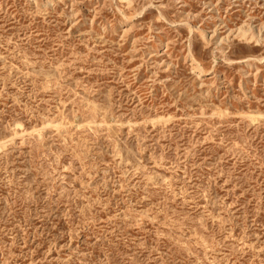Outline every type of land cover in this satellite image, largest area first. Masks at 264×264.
Instances as JSON below:
<instances>
[{
	"label": "rangeland",
	"instance_id": "rangeland-1",
	"mask_svg": "<svg viewBox=\"0 0 264 264\" xmlns=\"http://www.w3.org/2000/svg\"><path fill=\"white\" fill-rule=\"evenodd\" d=\"M46 1L0 0V264H264V0Z\"/></svg>",
	"mask_w": 264,
	"mask_h": 264
},
{
	"label": "bare ground",
	"instance_id": "bare-ground-1",
	"mask_svg": "<svg viewBox=\"0 0 264 264\" xmlns=\"http://www.w3.org/2000/svg\"><path fill=\"white\" fill-rule=\"evenodd\" d=\"M52 0H47L45 4H50ZM153 7V6H152ZM140 13V12H139ZM183 24V23H182ZM238 32V35L240 36H246L249 32L248 28L244 27V26H241L238 28L237 30ZM224 38H222L223 40ZM149 48V47H148ZM192 64H193V69L194 71L196 72V74L198 76H202V75H205V74H209V72L202 66L200 65L194 57H192ZM61 125V124H60ZM44 127V126H43ZM20 129V128H19Z\"/></svg>",
	"mask_w": 264,
	"mask_h": 264
}]
</instances>
